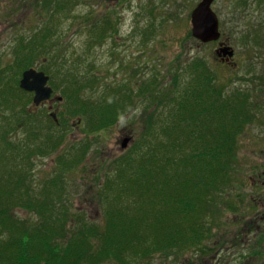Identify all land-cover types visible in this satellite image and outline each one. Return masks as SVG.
Instances as JSON below:
<instances>
[{
  "label": "trees",
  "instance_id": "trees-1",
  "mask_svg": "<svg viewBox=\"0 0 264 264\" xmlns=\"http://www.w3.org/2000/svg\"><path fill=\"white\" fill-rule=\"evenodd\" d=\"M49 2L55 5L45 1L53 19L42 21L31 36H20L11 61L3 64L6 57L0 55V264H149L159 253L198 249L211 233L205 222L217 216L218 197L237 175V137L256 122L260 106L250 92L228 95L219 89L201 59H189L180 73L168 69L171 75L160 89H152L156 77H151L137 95H147L142 115L155 108L149 124L162 137L138 140L132 154L107 163L94 190L81 194L84 206L73 209L61 176L91 169L85 161L93 141L87 138L93 135L98 141L97 136L117 123L132 104L131 91L126 85L105 86L101 93L93 88L99 78L84 71L82 56L71 52L56 32L54 17L70 18L76 1L61 11L57 0ZM90 15L73 13V19L82 20V29L92 38L104 41L112 23ZM56 19L63 28L64 22ZM41 56L51 63V81L60 80V97L69 108L57 115L58 122L45 116L49 126L37 123L44 117L38 113L42 106L15 108L23 104L22 96L32 97L20 89L19 71L35 66ZM194 72L197 80H189ZM72 116L85 118L79 125L85 127L86 138L80 141L67 138ZM17 129L25 135L13 141ZM57 154L55 178L33 192L29 162ZM89 201L103 223L87 218ZM18 208L35 211L38 222L15 216ZM197 251L201 257L208 255L204 248Z\"/></svg>",
  "mask_w": 264,
  "mask_h": 264
},
{
  "label": "rangeland",
  "instance_id": "rangeland-1",
  "mask_svg": "<svg viewBox=\"0 0 264 264\" xmlns=\"http://www.w3.org/2000/svg\"><path fill=\"white\" fill-rule=\"evenodd\" d=\"M45 1L52 7L55 6L50 0H0V55L6 57L2 59L3 64L12 60L14 47L20 36H31L35 29L41 27L42 21L53 19L47 10L50 7ZM73 1L77 4L70 8V18L56 15V18L64 22L63 28L54 17L57 34L63 42L68 43L71 52L76 51L77 55L82 56L84 71L99 78L97 85L93 87L95 90L101 93L105 86L126 85L124 87L131 91L132 104L117 123L96 137L100 138L98 141L93 135L87 138L88 141H93L85 161L91 169H83L76 174H62L61 178L68 187V199L72 208L79 209L84 206L79 199L81 194L88 188L92 190V186L98 181V172L100 171L101 175L102 171L106 170L107 163L119 156L132 154L136 150L138 140L147 137V141H154L162 137L157 126L149 124L153 120L155 108L142 115L147 106V95L138 96L137 89L143 87L153 76L156 81L152 89H160L165 86L162 84L165 77L171 75L168 69L173 71L176 68L180 73L186 61L201 59L207 62L214 75V83L219 89H223L228 95L236 90L250 92L252 100L260 106V110L256 122L245 126L237 137V175L227 184L229 190L218 197L220 202L217 204L218 214L215 219L211 221L209 216L205 222V226L211 231L209 237L198 249L159 253L151 257L148 263L209 264L210 261V264H246L254 260L255 264H260L264 261V253L260 252L264 248V236L258 233L256 227L251 232L245 225L249 221L256 225L260 220L258 214L253 212V202L256 203L255 198H264V0H216L212 6L220 20L222 40L229 38L234 48V66H226L216 61V42L201 44L190 37V15L201 0ZM71 2L72 0H57L56 3L61 11ZM73 13H90L92 20L107 18L112 23V29L104 34V41L98 42L89 35V31L82 29V20L73 19ZM176 58H179L178 62L174 61ZM51 67V63L41 56L32 68L49 75V86L57 88L54 90L55 94L61 95L63 87L60 80L51 81ZM197 76L194 72L189 80L196 81ZM188 77L189 74L184 76L185 79ZM20 78L21 71L17 76L18 82ZM22 97L25 99L23 104L19 103L15 108H30L33 96ZM49 105L52 104L47 103L38 111L44 116L37 119L40 126H49L45 121ZM65 107L69 110L67 103L53 104V110L58 115L65 111ZM84 119L69 117L68 139L80 141L86 138L83 133L85 127L79 125L80 120ZM24 135L23 130L17 129L11 138L13 141L20 140ZM126 137H131V142L122 152L120 143ZM57 156L58 154L36 156L29 162L28 181L33 192L55 178ZM96 198L94 196L92 202L95 205ZM92 203L89 201L85 207ZM86 208L89 220L104 222L96 206ZM14 215L33 224L38 222L35 211L18 208ZM260 237L263 240H260ZM210 247L214 248L211 252ZM203 248L208 255L201 257L203 253L197 250L202 251ZM197 255L199 257H196Z\"/></svg>",
  "mask_w": 264,
  "mask_h": 264
},
{
  "label": "water",
  "instance_id": "water-1",
  "mask_svg": "<svg viewBox=\"0 0 264 264\" xmlns=\"http://www.w3.org/2000/svg\"><path fill=\"white\" fill-rule=\"evenodd\" d=\"M215 0H201L197 6L192 10L190 15L191 36L201 42L209 43L219 39V20L217 15L212 11V3ZM217 57H232L233 50L230 47H225L216 51ZM222 58L223 61L225 59ZM49 77L42 71L34 68H29L22 73L19 87L25 92L33 93L32 102L35 106L49 101L52 98L53 90L48 86ZM55 101H61L62 98L56 96ZM52 107H49L51 109ZM50 117L58 122L55 112L50 114ZM130 141V138H124L121 142V148L125 149Z\"/></svg>",
  "mask_w": 264,
  "mask_h": 264
},
{
  "label": "flooded vegetation",
  "instance_id": "flooded-vegetation-1",
  "mask_svg": "<svg viewBox=\"0 0 264 264\" xmlns=\"http://www.w3.org/2000/svg\"><path fill=\"white\" fill-rule=\"evenodd\" d=\"M225 46H231V43H230V39L229 38L226 39V40H220L219 39L217 41V49H221V48H223ZM233 50H234V48H233ZM216 59L218 61H220L222 64L226 65V66H234L235 65V53H234V56L232 58H229V61L228 62H222L221 58H216ZM255 201H256V203L252 201L255 204V206L253 208V212H254V214H258V218L260 217V220H258L256 222V225H254L255 223L252 222V221L247 222L248 224L245 225V228L248 231L253 232L252 229L254 227H256L258 233L263 237L264 236V198H261V199L260 198H255ZM249 210L250 209L248 208L247 211H249ZM261 252L264 253V249H263V251L261 250ZM262 257H264V256H262ZM250 259L252 260L253 257H250ZM252 263L255 264V261L253 260ZM209 264H210V261H209ZM246 264H250V263L247 262ZM260 264H264V261H261Z\"/></svg>",
  "mask_w": 264,
  "mask_h": 264
}]
</instances>
